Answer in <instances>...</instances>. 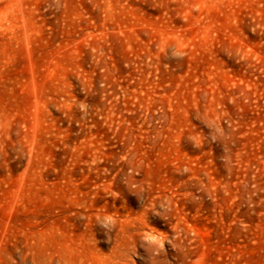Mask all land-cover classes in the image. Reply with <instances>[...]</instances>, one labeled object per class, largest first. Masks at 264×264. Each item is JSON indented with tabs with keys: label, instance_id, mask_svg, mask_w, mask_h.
<instances>
[{
	"label": "rangeland",
	"instance_id": "1",
	"mask_svg": "<svg viewBox=\"0 0 264 264\" xmlns=\"http://www.w3.org/2000/svg\"><path fill=\"white\" fill-rule=\"evenodd\" d=\"M0 264H264V0H0Z\"/></svg>",
	"mask_w": 264,
	"mask_h": 264
}]
</instances>
